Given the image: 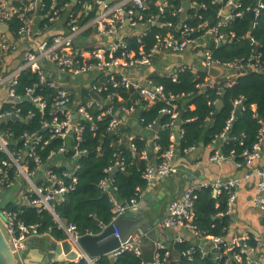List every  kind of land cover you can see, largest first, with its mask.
Listing matches in <instances>:
<instances>
[{
  "label": "built area",
  "instance_id": "built-area-1",
  "mask_svg": "<svg viewBox=\"0 0 264 264\" xmlns=\"http://www.w3.org/2000/svg\"><path fill=\"white\" fill-rule=\"evenodd\" d=\"M18 1L22 4L20 8L13 7L12 0H0V198L2 193L11 192L13 197L8 202L19 207L17 211L7 210L5 205L0 208V227L15 258L20 264H24L23 256L28 242L38 235L36 225L27 226L19 220L20 208L47 211L57 228L64 233L63 241L76 253L72 262L84 259L86 264H97V259L90 258L81 248L79 240L82 236L77 226L67 223L55 212V206L64 202L66 195L76 187L79 169L77 160L85 152L79 145L83 141L86 124L90 129H95L99 122L107 118L105 131L115 133L124 126L128 118L135 116L136 109L143 108V103L148 108L156 100H162L168 108L161 110V114H167L172 119L169 125L164 126L171 127L173 131L179 118L176 101L180 96H167L162 86L154 85L149 78L152 73H145L156 59L166 55L191 52L195 57L197 55L201 69H194L190 62L179 63L157 74H166L175 81L177 74L184 70H189L194 75L203 71L208 78L199 85L201 87L213 78L208 74L211 68L219 70L220 75L237 74L240 70L264 73V62L260 61V54H252L243 63V59H215L210 51L211 47L219 46L234 37V34H227L221 29L232 19L242 17L249 8L242 11L240 0H226L216 13L217 23L210 26L197 13L189 17L188 12L186 21L181 22L184 0H91V3L81 4L77 12H73L71 6L65 4L62 8H52L43 15L40 14L41 0ZM69 1L73 4L79 2ZM211 2L222 3L223 0ZM190 3L192 9H205L204 5ZM151 5L155 9L154 13L149 12ZM94 8L93 16L87 18ZM259 8H262L261 3L250 12H253V17L258 14ZM13 17H17L22 23L16 32V38L11 36L7 25ZM188 20L197 21V25L188 24ZM41 21L47 23L42 28L39 27ZM3 27H6V31ZM153 27L158 31L152 36L153 43L147 47V38ZM199 32H202L201 35L195 37ZM24 71L31 72L36 78L20 95L17 87ZM132 72L144 73L145 79L135 80ZM231 80L225 87L233 85V79ZM119 90H136L138 98L126 105ZM42 91L46 94L42 95ZM84 91L89 97L83 94ZM48 92L50 99L46 98ZM23 98L26 100L23 101ZM114 101L122 102V105L116 107ZM23 103L30 107L24 110L21 105ZM242 103L241 96L233 105L236 109H243ZM34 110L39 115L38 129L32 132L23 130L16 135L14 128L8 124H25L30 127L36 116ZM233 119L234 114H231L219 136L222 140ZM259 124L256 142L250 150L242 152L243 164L236 165L248 167L245 180L253 181L255 189L251 198L252 206L264 212V168H252L261 158L264 148V121H259ZM147 130H150L153 139L158 138L151 125ZM178 136L181 140L183 130L179 124ZM55 141H59V144L50 148ZM151 148L154 153L160 149L156 142L151 144ZM130 149L135 150L132 143ZM192 150H195V146H190L183 152ZM176 152L175 144L161 154L159 163L146 166L143 178L147 187L158 177L176 173L172 162ZM233 153L231 151L225 156L219 148L214 149L210 162L220 164L230 160ZM147 156V152L142 151L141 157L147 159ZM115 169L123 170L122 158L118 159ZM111 171V167L106 170L107 173ZM238 185V179L217 181L209 185H191L179 198L168 203L160 228H182L191 232L197 241L183 256L190 258L191 252L195 250L202 257L211 255L215 260L214 264H264V235L256 237L247 231H241L228 237L227 229H224L222 236L205 237L194 225V203L201 189L209 187L214 194L225 190L228 194L227 208L218 215L231 216ZM99 186L109 196L112 205L113 218L109 225L128 209L136 207L142 197V191L137 188V198H132L127 203L119 201L115 196L116 189L111 177L103 179ZM109 225H99L100 233ZM114 236L119 237L116 231ZM177 242L181 243L183 240L177 238ZM127 251L140 255L137 240L132 236L109 256L116 258ZM170 260L171 250L163 243H157L153 252V264H168Z\"/></svg>",
  "mask_w": 264,
  "mask_h": 264
},
{
  "label": "trees",
  "instance_id": "trees-1",
  "mask_svg": "<svg viewBox=\"0 0 264 264\" xmlns=\"http://www.w3.org/2000/svg\"><path fill=\"white\" fill-rule=\"evenodd\" d=\"M153 1V0H152ZM199 5H204L205 9H192L189 11V17L194 13L202 16L204 21H207L210 26L217 23L216 13L221 8L226 0L222 3H212L211 0H190ZM42 9L40 14H46L52 8L60 9L65 4H69L73 12H77L81 4L91 0H79L78 3H71L69 0H41ZM241 10L249 8L240 18L232 19L221 31L227 34H234L225 43L219 46L210 48L212 57L221 61H234L243 59V63L250 58L252 54H260V61L264 62V0H240ZM262 4L258 14L255 17L251 16V11L258 4ZM12 6L16 8L22 7L18 0H12ZM177 5V2H175ZM150 13H154L155 9L151 5ZM93 12L89 13L87 18L93 16ZM146 14L148 12H145ZM177 20H174L176 22ZM188 24L197 25V21L188 20ZM46 21H41L39 27L42 28ZM9 33L13 38H16V32L22 26V23L13 17L7 22ZM158 31L157 28H151V34L147 38V47L153 43V34ZM202 32L196 33L194 36H200ZM134 44V43H133ZM135 45V44H134ZM35 75L29 71H24L19 79L17 93L22 95L26 86L30 85L35 80ZM149 78L154 85L162 86L165 94L169 96L178 95L180 98L176 101V111L179 116V126L183 130V136L180 143L176 145L177 152L182 154L183 151L190 146H207L214 142H221L220 151L227 156L233 151V156L230 160L235 163L243 164L242 152L250 150L251 146L257 140L258 130L260 128L259 121H264V73L247 70L244 73H222L217 77L211 78L208 83L201 87L208 75L199 71L194 75L189 70L179 72L176 80L173 81L166 74L152 73ZM230 78L229 80H227ZM233 85L225 87L228 81H232ZM45 95V91L41 92ZM119 93L124 100L123 103L129 105L132 100L138 98L136 90H119ZM86 97H89L86 91L83 92ZM243 97V109H236L233 102L239 97ZM46 98L50 99V92ZM116 107L121 106L122 102L114 101ZM221 107L218 109V103ZM26 110L30 107L27 103L21 104ZM139 115L137 110L135 116L139 119V124L142 131L131 138L125 135V131L120 129L115 133L105 131V122L107 118L98 123L95 129H90L86 124L83 131V141L80 149L85 152L79 156L77 162L79 169L77 171V184L73 191L69 192L65 201L55 206L57 215L67 223H73L77 226L81 236L91 233L99 234V225H109L112 218V205L109 201V196L102 191L99 183L105 179H112V184L115 187V196L121 202L127 203L132 198H137L136 189L139 188L142 192L147 187L146 181L143 178V173L148 164H157L161 161V154L169 148L174 147L172 140V128L164 125H169L172 121L167 114H161V110L168 108L164 101L156 100L150 107L145 108V103ZM236 111L238 113L236 114ZM35 119L30 127L27 125L8 124L16 131V135L21 134L23 130L32 132L38 129L39 115L36 110ZM234 114V119L231 122L226 136L227 140H222L219 136L224 131L226 122ZM157 124L155 135L157 139H148L147 127H152ZM147 130V131H146ZM156 142L160 149L153 152L151 144ZM130 143L135 146V150L130 149ZM59 144V141L52 143L50 148ZM142 151H146L147 159L141 157ZM213 153V151H212ZM211 153V154H212ZM123 159V170L115 169L118 159ZM112 168L110 173H107L108 168ZM116 170V171H114ZM228 194L225 190L220 191L216 196H213L211 188L206 187L198 192L197 199L194 203L195 218L194 225L205 237L222 236L223 230L227 229L230 223L228 216H219L227 208ZM7 210H19V207L11 202L5 204ZM21 212L18 218L25 225H36L37 235L41 238H33L31 241L40 242L37 245L43 253H45V236H50L56 241L65 239L64 233L57 228L51 215L47 211H37L30 207L20 208ZM34 245V244H33ZM29 246V244H28ZM191 245L187 242L176 243L172 250L177 254V257L171 258L168 264H213L211 255L202 257L198 251H192L190 258L182 254L189 250ZM24 264L25 258L23 256ZM97 264H143L140 255H136L130 251L123 252L116 258L112 256H102L97 258ZM55 264H86L84 259L77 262H57Z\"/></svg>",
  "mask_w": 264,
  "mask_h": 264
},
{
  "label": "crops",
  "instance_id": "crops-1",
  "mask_svg": "<svg viewBox=\"0 0 264 264\" xmlns=\"http://www.w3.org/2000/svg\"><path fill=\"white\" fill-rule=\"evenodd\" d=\"M188 62L192 63L194 69H201L200 59L197 55L195 57V54L191 52L180 55H166L163 58H158L145 73H159L160 71L168 70L175 64ZM131 74L137 81L145 79V76H143L144 73L132 72ZM121 129L125 131V135L129 138L142 131L137 116L128 118ZM226 140L227 136L224 137V141ZM221 142L218 141L207 146L200 145L195 147V150L187 153L183 152L180 154L176 152L172 160L177 170L176 173L171 176L156 178L142 192L141 200L134 208H140L144 211L152 208L151 212L144 213L143 215L153 224L156 219L164 218L168 203L179 198L187 187L201 184L209 185L217 181L223 182L225 180L238 179L239 185L235 190L236 199L233 212L231 216H228L230 223L227 227V235L230 237L232 234L247 231L253 236L262 237L264 235V212L252 206L251 198L255 189L253 181L245 180L248 167H238L232 160H226L220 164L210 162L212 151L217 148L220 149ZM252 168H264V148L262 149L261 158L253 164ZM219 193H213V196ZM162 220L153 227V238L138 233L132 235L133 239L137 240L139 245L143 264H153V252L157 243H163L171 250V258L177 257V254L172 250L177 238L182 239L183 242H187L192 246L197 244L192 233L187 230L182 228H160L159 224ZM44 238L45 253L37 246L41 244L40 242L32 241L24 253L26 264H42L44 257H50L47 253L48 246L46 240L51 239L54 242L56 240L47 235Z\"/></svg>",
  "mask_w": 264,
  "mask_h": 264
},
{
  "label": "water",
  "instance_id": "water-1",
  "mask_svg": "<svg viewBox=\"0 0 264 264\" xmlns=\"http://www.w3.org/2000/svg\"><path fill=\"white\" fill-rule=\"evenodd\" d=\"M192 9V5L189 0H184L182 2V12L180 14V21L185 22L188 17L189 10ZM253 17V12L251 13ZM6 31V27L2 28ZM140 29L139 27L137 28ZM245 70H240L238 73H244ZM208 74L210 76L216 77L220 75V71L214 68L209 69ZM68 79V77L66 78ZM92 96L96 98L95 94L91 92ZM26 99L23 98V101ZM221 107V103L219 102L217 108ZM141 109L137 110V115H139ZM238 111H236V114ZM180 119L177 118L175 122V126L173 128V141L176 145L180 143V138L178 136V124ZM157 130V124L153 126V131ZM148 139H152L150 134L147 135ZM116 171V170H114ZM1 201V198H0ZM152 211V208L144 211L140 208H131L126 211V213L122 216L116 218L112 225H109L105 228L101 233L96 235H84L80 238L79 243L81 248L90 258H100L102 256H109L111 252L118 249L121 244H124L130 236L134 233H138L140 235H146L152 237L154 235L153 227L157 225V223L162 220L156 219L153 224H151L143 215L144 213H149ZM117 232L119 237L116 238L114 236V232ZM154 237V236H153ZM152 237V238H153ZM32 241L30 240L28 244ZM46 244L48 246L47 253L50 256L49 258L44 257L42 264H55L57 262L69 261L72 262L76 258V253L73 252L68 244L65 241L60 243L54 242L51 239L46 240ZM214 253V250H212ZM212 263H215V260L212 259ZM0 264H20L18 260L15 258L9 243L7 242L4 233L0 227Z\"/></svg>",
  "mask_w": 264,
  "mask_h": 264
},
{
  "label": "rangeland",
  "instance_id": "rangeland-1",
  "mask_svg": "<svg viewBox=\"0 0 264 264\" xmlns=\"http://www.w3.org/2000/svg\"><path fill=\"white\" fill-rule=\"evenodd\" d=\"M13 195L11 192L2 193L1 201H0V208L3 207L8 201L12 199ZM3 219V216H1Z\"/></svg>",
  "mask_w": 264,
  "mask_h": 264
}]
</instances>
